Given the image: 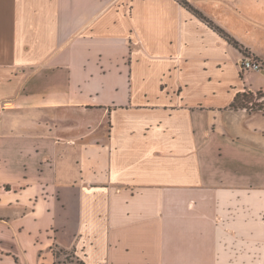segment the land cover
Wrapping results in <instances>:
<instances>
[{"label":"crops","instance_id":"crops-1","mask_svg":"<svg viewBox=\"0 0 264 264\" xmlns=\"http://www.w3.org/2000/svg\"><path fill=\"white\" fill-rule=\"evenodd\" d=\"M264 66V0H188ZM176 0H0V264H264V72Z\"/></svg>","mask_w":264,"mask_h":264},{"label":"trees","instance_id":"trees-1","mask_svg":"<svg viewBox=\"0 0 264 264\" xmlns=\"http://www.w3.org/2000/svg\"><path fill=\"white\" fill-rule=\"evenodd\" d=\"M178 3H180L184 8H186L188 11H190L192 14H194L196 17H198L200 20L205 22L210 28H212L214 31H216L220 36H222L224 39H226L230 44H232L234 47L242 51L245 56L249 57L250 54L247 53V51L244 49V47L236 41L232 36H230L226 31H224L222 28L217 26L214 22H212L209 18H207L203 12L195 8L188 0H176ZM260 93V92H259ZM253 93H240L236 96L234 103L232 104L233 109H248L247 102H251V99H249V96H252ZM57 252V251H56ZM56 255H59L57 252ZM79 264H85L84 262L80 261Z\"/></svg>","mask_w":264,"mask_h":264},{"label":"rangeland","instance_id":"rangeland-1","mask_svg":"<svg viewBox=\"0 0 264 264\" xmlns=\"http://www.w3.org/2000/svg\"><path fill=\"white\" fill-rule=\"evenodd\" d=\"M248 93V92H246ZM249 99H251V102H247L248 104V109H250L251 111H258V110H264V93H253L252 96L248 97ZM247 109V108H244ZM58 253L59 251L56 250ZM60 254V261L58 264H79L80 261H78V259L76 258V256L74 255V253L72 252H63V253H59Z\"/></svg>","mask_w":264,"mask_h":264},{"label":"built area","instance_id":"built-area-1","mask_svg":"<svg viewBox=\"0 0 264 264\" xmlns=\"http://www.w3.org/2000/svg\"><path fill=\"white\" fill-rule=\"evenodd\" d=\"M241 70L243 72H247V71L264 72V66L260 61L254 59L252 56L249 57L246 56L241 62Z\"/></svg>","mask_w":264,"mask_h":264}]
</instances>
